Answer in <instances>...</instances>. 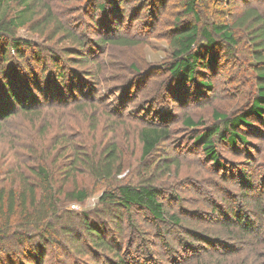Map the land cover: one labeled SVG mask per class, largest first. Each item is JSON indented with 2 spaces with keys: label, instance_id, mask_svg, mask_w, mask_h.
Listing matches in <instances>:
<instances>
[{
  "label": "rangeland",
  "instance_id": "1",
  "mask_svg": "<svg viewBox=\"0 0 264 264\" xmlns=\"http://www.w3.org/2000/svg\"><path fill=\"white\" fill-rule=\"evenodd\" d=\"M111 2L116 8L110 9ZM185 4L0 0V18L14 19V36L32 47L23 59L12 55L5 72L18 71L12 76L19 79L30 68L46 84H29L39 100L31 109L0 119V192L33 187L41 198L38 167H44L57 200L56 214L48 218L57 241L45 248L40 264H107L87 234L79 248L60 226L72 223L79 232L83 212L100 213L103 191L143 183L160 189L164 221L138 209L125 213L122 229L104 221L131 264H264V114L250 115L251 126L236 130L246 142L232 146L213 137L220 165L196 143L205 128L222 125L215 112L247 111L264 84L258 77L264 68V0H197L195 14ZM178 25L205 28L217 40L214 64L199 67L193 82H180L168 69ZM217 25L228 28L233 42L215 34ZM48 75L54 86L44 79ZM203 80L210 87L198 85ZM48 87L60 99L45 97ZM155 126L167 134L144 155L140 131ZM108 164L110 175L103 176ZM77 189L86 190L87 198L68 200L66 192ZM23 220L20 212L0 213V227L7 225L0 235V264H36L26 259L34 241L25 240L30 230L24 232Z\"/></svg>",
  "mask_w": 264,
  "mask_h": 264
},
{
  "label": "trees",
  "instance_id": "2",
  "mask_svg": "<svg viewBox=\"0 0 264 264\" xmlns=\"http://www.w3.org/2000/svg\"><path fill=\"white\" fill-rule=\"evenodd\" d=\"M196 2L197 0H186L185 10L187 13L195 14L194 5ZM110 4V9L116 8L115 5L113 6V2ZM27 6H29V4H26L24 9H27ZM98 9L103 10L104 4H99ZM23 11L25 10H22V12ZM22 17L23 15L18 16L19 19ZM248 19H253V21L257 23L259 22L257 16L254 18V16L251 15ZM16 27L17 25L14 19L7 20L0 18V119L9 117L15 109H31L32 104L38 103L39 100L29 91V84L31 82L33 83H31V86L35 85L41 88L46 86L45 82L37 77L38 75L30 68L27 72H23L24 75L21 74L19 79L16 76H12L13 74L17 75L18 71H15L17 68L14 67L15 72L11 73L10 76L5 72L3 66L12 55H15V57L20 60L26 56L25 53L27 51L32 49L29 41L14 36L13 33ZM212 29L215 34L219 35L222 39L233 42V35L226 26L217 25L213 26ZM260 31L261 36H264V28ZM200 38L202 39L200 40ZM262 40L264 41V38ZM216 45L217 40L214 39L212 33L205 28L200 30L196 25L176 26L175 34L171 39V46L174 49V60L168 67L170 73L177 77L180 82L182 80H192L193 82L199 67L202 68L214 64V51ZM69 58H73V60L77 59L81 62L85 61L84 58L75 56H69ZM37 59H39V57ZM52 61L53 64H56L58 58L54 57ZM67 73L70 74L71 72ZM64 74V70L58 72L57 78L60 79L59 83L62 81L61 78H63L64 81ZM258 74V77L264 80V68H262ZM45 78H47L46 81H49L48 84L51 86L55 85V81L54 85L51 84L53 81L51 82L50 75L44 76V79ZM57 78L55 79L57 80ZM198 85L203 88L210 87L208 80L200 81ZM258 91L257 96L252 101L247 111L234 116H226L215 112L214 116L221 121L222 125L209 126L197 135L196 143H201L205 155L210 157L216 164L220 165L221 162L215 149L213 137L228 142V144L232 146L236 145L237 140L246 142L244 136L238 134L236 130L239 129L242 124L251 126L246 120L250 115L261 117V115L264 114V84L258 87ZM67 92L68 89L65 86V90L62 94H66ZM43 95L51 100L60 99L58 96L59 94H55L53 88L49 87L43 92ZM187 122L191 125L198 124V122L194 123L189 118ZM166 134L167 130L156 128V126L142 129L140 131V136L143 142V154H150ZM112 156L113 150H109L108 157L112 158ZM110 164L102 168L100 174L109 176L111 172ZM38 174L41 176V188L45 191V194L41 195L39 199H37L36 190L33 187L20 192H16L12 188L9 190H1L0 192V213L4 212L6 215H13L20 212L21 215L24 216L25 220H23L21 226H26L24 232L30 230V236H27L29 234L27 232L24 233V238L28 242L29 240L34 241L32 250L28 249V252H26V259L32 261V259L35 258L36 264L41 263L43 255L45 254V248L49 244L56 242L57 240L55 237L58 235L55 233V225L48 220L49 216L56 214L57 200L56 198L53 199L55 193L51 188L49 175L44 167H38ZM66 195L68 200L75 202H82L88 196L87 191L84 189L71 190L66 192ZM97 203L98 206L101 207L99 210L100 213H98V211H95V213L83 212L79 232L74 231L72 223L70 226H66L67 231L63 225H61L60 228H63L61 232L66 236L67 241L69 242L70 239L77 244L79 243V248L83 242L82 237L84 233L87 234L88 240L94 245L95 250L101 251L100 257L102 260L105 259L109 261L107 264H131V261H129V258L127 259V257L120 254L119 246L121 245L122 247L121 240L107 233L108 230L105 227L104 221H107L106 223L112 222L116 228L122 229L124 219H126L125 213L128 214L134 209L145 211L155 220L161 222L164 221L163 218L166 214L164 205L160 200V189L149 183L117 185L112 189L103 191ZM95 216H98V218ZM6 226L7 225L0 227V235ZM63 243L66 245L65 242ZM69 247L71 248L70 245ZM28 264L31 263L29 262Z\"/></svg>",
  "mask_w": 264,
  "mask_h": 264
},
{
  "label": "built area",
  "instance_id": "3",
  "mask_svg": "<svg viewBox=\"0 0 264 264\" xmlns=\"http://www.w3.org/2000/svg\"><path fill=\"white\" fill-rule=\"evenodd\" d=\"M74 206V205H73Z\"/></svg>",
  "mask_w": 264,
  "mask_h": 264
}]
</instances>
